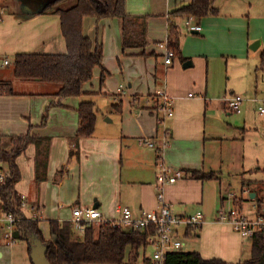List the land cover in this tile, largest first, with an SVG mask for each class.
<instances>
[{
  "label": "crops",
  "instance_id": "obj_1",
  "mask_svg": "<svg viewBox=\"0 0 264 264\" xmlns=\"http://www.w3.org/2000/svg\"><path fill=\"white\" fill-rule=\"evenodd\" d=\"M44 1L9 0L0 5V80L10 81L15 92L0 95L1 153L17 146L12 137L35 136L15 157L20 177L14 189L24 196L23 215L38 219L45 239L50 238V220L71 223L74 206H95L110 220L117 218L120 206H128L139 217L145 210L158 208L156 174L162 163L183 171L181 178L162 189L170 209L180 215L197 210L203 214L192 235H186L190 227L176 226L182 241H193L187 252L197 251L203 259L218 258L228 264L248 259L251 239L216 220L215 207L207 200L208 190L221 187V141L230 127L227 112L233 113L226 107L225 90L216 87L211 62L216 55L249 58L256 51L261 55L264 0H213L216 12L198 21L193 17L200 24L198 31L186 26L188 16L171 14L190 0H126L129 14L146 16L145 54L138 48H123L121 18L86 16L84 34L102 44V67L108 73L101 83L102 69L96 67L81 96L64 98L57 95L58 84L19 79L11 65L16 53L66 51L59 15L40 13ZM172 21L180 30L185 25L181 52L187 60L174 56L166 64ZM256 41L258 46L250 48ZM188 60L192 64L183 66ZM159 91L172 99L170 117L154 106L160 101L155 97ZM88 98L107 110L100 117L97 112L92 135L78 137L77 108ZM119 100L120 111L112 106ZM143 139L151 140L154 147L143 144ZM1 161L7 168L6 160L1 157ZM188 169L215 171L218 177L194 178ZM255 183L258 190L253 198H238L243 212L244 205L251 206L252 211L244 212L250 216L257 211V199H264V180ZM219 194L220 200L224 198ZM147 248L142 250L143 264ZM0 264H33L27 241L0 243Z\"/></svg>",
  "mask_w": 264,
  "mask_h": 264
},
{
  "label": "trees",
  "instance_id": "obj_2",
  "mask_svg": "<svg viewBox=\"0 0 264 264\" xmlns=\"http://www.w3.org/2000/svg\"><path fill=\"white\" fill-rule=\"evenodd\" d=\"M40 13L59 15L61 33L65 39L64 53L24 52L13 56L14 76L24 80L50 82L59 85L57 95L60 98L81 96L83 85L93 77V71L100 67V82L103 83L107 71L102 67V44L86 36L83 31V18L94 16L98 19L119 17L122 19V46L124 49L138 48L144 53L147 45L145 15L129 14L125 8L126 0H46ZM66 2V4H65ZM216 8L213 0H190L188 3L171 11L173 16H193L195 20L213 14ZM167 48L183 61L187 57L181 52V30L174 22L168 25ZM264 62V49L260 55ZM10 81L0 80V95L14 94ZM121 100L113 104L115 110H121ZM98 108L91 99L79 102L78 126L76 136H90L96 125ZM45 120V119H44ZM43 120V121H44ZM35 136L24 134L14 136L17 144L10 151L0 150V157L7 162V178L2 187L3 207L17 215H23L20 197L14 186L20 173L15 163L16 154L22 147L34 140ZM191 177L211 179L218 177L215 171L188 169ZM256 197V196H255ZM225 198H221L223 201ZM260 211L264 199H257ZM235 204V203H234ZM241 208V205H237ZM50 238L45 239L38 227V220L24 217L17 228L19 237L28 243L31 250V237L41 239L47 245L46 258L51 264H136L142 257L147 238L154 232L152 229L128 228L113 226L110 222L86 224L82 237L74 235L72 224L68 221L50 220ZM194 226L187 229L186 235H192ZM16 239V240H17ZM250 257L236 264H264V236L257 232L250 237ZM0 243L1 237H0ZM162 264H228L218 259H203L197 251L171 250L164 256Z\"/></svg>",
  "mask_w": 264,
  "mask_h": 264
},
{
  "label": "built area",
  "instance_id": "obj_3",
  "mask_svg": "<svg viewBox=\"0 0 264 264\" xmlns=\"http://www.w3.org/2000/svg\"><path fill=\"white\" fill-rule=\"evenodd\" d=\"M186 26L191 31H198L201 27L193 16H188L185 21ZM174 52L167 48L165 54V63L170 64L174 57ZM7 64L8 60H4ZM160 101H156L154 106L158 110L164 112L165 116L173 115L172 99L165 92L159 91L155 94ZM251 101L258 102L257 98H251ZM243 99L239 95L231 94L226 99V107L230 112L241 113V104ZM153 106V107H154ZM260 114H264V102L258 106ZM1 141V136H0ZM141 142L149 147H154V143L149 139H143ZM183 176L181 169L173 168L164 164H160L156 177L157 183V200L158 208L153 210H145L139 217H135L132 210L128 206H120L118 208V216L116 219L105 218L99 209L95 206H74L72 208L71 224L76 232L83 233L86 224L110 222L113 226H122L128 228H139L142 230L152 229L154 232L147 238L146 245L151 249L146 257V264H162L164 256L171 250H179L183 245L182 238L176 234V226L197 227L203 221V214L197 210L191 214L180 215L174 213L167 202L163 200V187L171 184ZM7 178V170L2 165L0 157V237L3 245H10L16 241L13 232L18 230L17 225L25 216L17 215L10 211H6L3 207L2 187ZM20 207L22 209L24 196H20ZM216 220L227 223L232 230L241 237L250 238L257 232H261L264 236V209L256 211L255 215L250 216L243 212L236 204L221 207L215 213ZM29 219L38 220L35 217Z\"/></svg>",
  "mask_w": 264,
  "mask_h": 264
},
{
  "label": "rangeland",
  "instance_id": "obj_4",
  "mask_svg": "<svg viewBox=\"0 0 264 264\" xmlns=\"http://www.w3.org/2000/svg\"><path fill=\"white\" fill-rule=\"evenodd\" d=\"M8 1L0 0V5H7ZM184 27L183 23L182 31H185ZM211 66L217 89L225 90L222 93L224 98L228 99L234 94L243 99L241 114L227 112L226 122L230 123V127L225 129L226 138L221 141L223 144V164L219 172L221 187L219 185L208 190L207 194L208 204L214 205L216 213L221 205L228 206L232 202L241 205L238 199L241 196L250 200L251 193L258 190L257 183H260L255 181L264 180V115H260L258 111V106L264 102V62L261 63L260 51H256L254 54L251 52L249 58L216 55ZM254 97L258 99L256 102L258 104L251 102V98ZM106 110V105L99 106L98 116L105 114ZM248 188L250 191L245 190ZM219 192L225 198L222 202ZM243 209L247 213L253 210L250 205H244ZM74 235L82 237L78 233ZM192 242L190 238H183L184 244L179 250H191ZM147 251H150V248H147ZM247 257L249 258L250 254ZM136 264L143 262L139 258Z\"/></svg>",
  "mask_w": 264,
  "mask_h": 264
},
{
  "label": "water",
  "instance_id": "obj_5",
  "mask_svg": "<svg viewBox=\"0 0 264 264\" xmlns=\"http://www.w3.org/2000/svg\"><path fill=\"white\" fill-rule=\"evenodd\" d=\"M258 41L254 42L250 45V48L255 49L258 46ZM192 63L188 60L183 64V66H190ZM252 198L254 197V193L250 195ZM15 238L19 237V231L15 230L13 232ZM47 245L44 244L41 239L36 237H31V250H30V258L33 264H51L46 258Z\"/></svg>",
  "mask_w": 264,
  "mask_h": 264
}]
</instances>
